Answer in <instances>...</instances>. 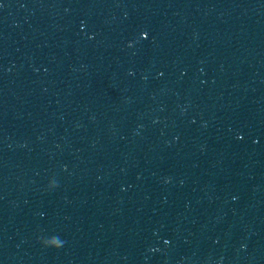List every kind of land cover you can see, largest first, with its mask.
I'll return each mask as SVG.
<instances>
[{
  "label": "water",
  "instance_id": "water-1",
  "mask_svg": "<svg viewBox=\"0 0 264 264\" xmlns=\"http://www.w3.org/2000/svg\"><path fill=\"white\" fill-rule=\"evenodd\" d=\"M0 264H264V0H0Z\"/></svg>",
  "mask_w": 264,
  "mask_h": 264
}]
</instances>
